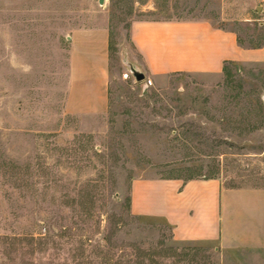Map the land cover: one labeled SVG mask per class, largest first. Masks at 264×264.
Returning <instances> with one entry per match:
<instances>
[{
    "label": "rangeland",
    "instance_id": "374dc122",
    "mask_svg": "<svg viewBox=\"0 0 264 264\" xmlns=\"http://www.w3.org/2000/svg\"><path fill=\"white\" fill-rule=\"evenodd\" d=\"M202 19L264 47L253 0H0V264H264L263 252L176 241L130 209L136 180L264 188V62L145 76V89L122 77L132 23ZM102 30L108 105L71 112V42Z\"/></svg>",
    "mask_w": 264,
    "mask_h": 264
},
{
    "label": "crops",
    "instance_id": "0c3cea01",
    "mask_svg": "<svg viewBox=\"0 0 264 264\" xmlns=\"http://www.w3.org/2000/svg\"><path fill=\"white\" fill-rule=\"evenodd\" d=\"M253 2L264 13V0ZM129 39L131 63L154 81L173 74L215 78L228 62H264V47L244 48L234 32L203 19L137 21ZM70 46L68 108L103 112L108 105V34L83 31ZM130 209L163 220L179 242L264 253V188L225 187L218 178L136 180Z\"/></svg>",
    "mask_w": 264,
    "mask_h": 264
},
{
    "label": "water",
    "instance_id": "95a60500",
    "mask_svg": "<svg viewBox=\"0 0 264 264\" xmlns=\"http://www.w3.org/2000/svg\"><path fill=\"white\" fill-rule=\"evenodd\" d=\"M104 0H98L99 5H103ZM127 71L130 73L133 81L135 83H144L145 75L143 72L137 67L136 65L132 64L131 62L126 61L125 62ZM144 89L147 88V85L144 83Z\"/></svg>",
    "mask_w": 264,
    "mask_h": 264
},
{
    "label": "built area",
    "instance_id": "2783aa9c",
    "mask_svg": "<svg viewBox=\"0 0 264 264\" xmlns=\"http://www.w3.org/2000/svg\"><path fill=\"white\" fill-rule=\"evenodd\" d=\"M123 79H132L131 75L129 72H126L122 75ZM144 83L147 85V86H151L152 85V81L148 78H145L144 80Z\"/></svg>",
    "mask_w": 264,
    "mask_h": 264
},
{
    "label": "trees",
    "instance_id": "16d2710c",
    "mask_svg": "<svg viewBox=\"0 0 264 264\" xmlns=\"http://www.w3.org/2000/svg\"><path fill=\"white\" fill-rule=\"evenodd\" d=\"M230 63H232V62H228V63L224 64V66H223V70H222V71L224 72L225 75L228 74V68H227V65L230 64Z\"/></svg>",
    "mask_w": 264,
    "mask_h": 264
}]
</instances>
